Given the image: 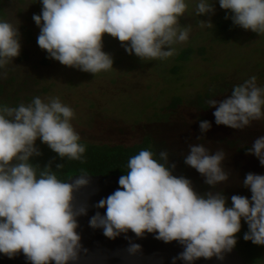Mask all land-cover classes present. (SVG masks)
I'll list each match as a JSON object with an SVG mask.
<instances>
[{"label":"clouds","instance_id":"9594fccd","mask_svg":"<svg viewBox=\"0 0 264 264\" xmlns=\"http://www.w3.org/2000/svg\"><path fill=\"white\" fill-rule=\"evenodd\" d=\"M40 14L33 20L39 27L38 46L64 66L93 75L109 71L114 60L103 50L105 34L118 39L129 55L141 61H167L177 53L176 45L188 41L190 27L180 18L189 0H39ZM226 10V19L257 34H264V0H195L199 17L215 14L214 5ZM202 26L213 28L210 20ZM19 25L0 19V70L21 52ZM7 73H0L6 78ZM217 125L243 130L253 121L264 120V86L251 76L233 85L223 100L210 98ZM73 109L59 97L39 96L25 105L0 104V254L8 258L23 253L30 264H69L79 261L82 247L77 232L78 217L87 215L84 205L77 206L75 194L90 183L81 170L71 183L58 179L57 164L40 168L31 158L41 156L40 140L62 159L84 162L86 145L71 123ZM202 133L212 127L200 121ZM201 139L198 138V140ZM264 166V135L247 149ZM226 153L211 151L203 144H191L184 163L198 171L204 182L215 189L229 180L223 167ZM175 163L169 153L157 155L143 149L127 163V173L119 188L95 207L90 226L102 228L106 237L115 239L131 230L137 237L145 233L165 243L179 242L184 250L173 257L185 264L216 257L237 244L241 221L247 223L245 241L264 246V174L248 173L243 186L251 198L231 196V205L222 190L200 194L192 181L174 175ZM141 246L131 243L129 252ZM86 251V250H85Z\"/></svg>","mask_w":264,"mask_h":264},{"label":"rangeland","instance_id":"374dc122","mask_svg":"<svg viewBox=\"0 0 264 264\" xmlns=\"http://www.w3.org/2000/svg\"><path fill=\"white\" fill-rule=\"evenodd\" d=\"M1 4L5 16L0 19L19 25L20 54L27 57L18 56L0 70L7 73L6 78H0L4 85L0 104L27 105L35 96L59 97L73 109L71 123L81 139L133 144L152 135L159 141L156 151H167L179 169L175 171L190 179L198 193L222 190L227 199L233 195L251 196L243 180L248 173L264 174V166L238 147L243 143L252 145L264 135V120L253 121L243 130L217 125L215 109L208 108L207 100L225 99L231 95L233 85L251 76L264 86V34L234 25L218 3L214 5L215 14L199 17L195 0H189L180 23L190 27V35L187 42L176 45V55L167 61H141L129 55L118 39L105 34L103 50L112 55L113 68L93 75L50 59L38 46L40 29L33 15L41 13L39 0H1ZM201 20H210L213 28L202 26ZM23 27L29 31V40L23 35ZM183 50L189 58L178 60ZM177 66V71L171 70ZM175 101L177 104L172 106ZM204 120L212 124L206 133L199 127ZM196 143L226 153L223 167L229 173L227 182L213 189L197 170L184 163L189 145ZM45 145L36 141L38 148ZM256 250L260 264H264V246L257 245Z\"/></svg>","mask_w":264,"mask_h":264},{"label":"water","instance_id":"95a60500","mask_svg":"<svg viewBox=\"0 0 264 264\" xmlns=\"http://www.w3.org/2000/svg\"><path fill=\"white\" fill-rule=\"evenodd\" d=\"M121 174L90 175L88 186L80 189L75 194L77 206L84 205L87 215L78 217L77 232L81 237V249L79 261L76 264H172L173 257H177L183 250V246L177 241L165 243L155 238V234L145 233L143 237H137L129 230L120 234L115 239L104 235L102 228L90 226V219L100 212L105 214L106 209H98L95 205L103 198H107L117 188ZM79 174L72 176L67 181L71 183ZM131 243L139 244L141 249L135 254L129 252ZM86 250V251H85ZM0 264H30L21 252L13 258L0 254ZM54 264V262H53ZM73 264V262H69ZM176 264H185L177 260ZM194 264H247L239 252L233 248L231 252H225L223 259L213 257L211 259L200 258Z\"/></svg>","mask_w":264,"mask_h":264},{"label":"trees","instance_id":"16d2710c","mask_svg":"<svg viewBox=\"0 0 264 264\" xmlns=\"http://www.w3.org/2000/svg\"><path fill=\"white\" fill-rule=\"evenodd\" d=\"M5 13L3 12L1 0H0V18L4 17ZM24 28V37L29 40L30 35L27 27ZM27 55L21 53L19 55V59H26ZM189 58L188 52L185 50L179 52L177 59L178 60H187ZM43 62H47L46 59H43ZM172 71H177V68L174 67L171 69ZM4 85L0 83V95L3 92ZM177 100V99H175ZM179 100V99H178ZM177 100V101H178ZM177 104L175 101L172 106ZM221 141L222 139H217ZM81 143L86 145V152L84 154V162L76 160H68L67 158L62 159L58 156L57 153L52 151L47 145L39 148L42 155L38 157L31 158V162L34 165L39 166L40 168H44L47 165H51L54 171H57V164H63L64 168L57 171L58 179L62 181H67L74 175L80 174L81 170L87 171L89 175H113V174H121L125 175L128 171L127 163L129 159L138 154L139 151L143 149H150L157 155L159 152L156 151V145L159 143L158 139L152 135L145 136L142 141L136 142L133 144H125V143H115V144H101L95 142H89L87 140L81 139ZM251 146V144H242L238 147L240 152L247 153V149ZM250 167V165L248 166ZM177 168L174 169L173 174L177 176H181V173ZM246 190L250 191L246 188ZM200 194L202 192H199ZM251 193V192H250ZM241 196H244L241 194ZM249 199L251 196H246ZM231 203V198L228 199V204ZM241 231L237 233V244L234 247L239 254L243 257L247 264H260V255L256 250L257 245L252 243L251 241H245L243 236L248 231V225L243 220L241 221Z\"/></svg>","mask_w":264,"mask_h":264}]
</instances>
